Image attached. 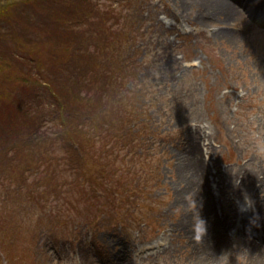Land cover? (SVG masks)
I'll return each mask as SVG.
<instances>
[{"label":"rangeland","instance_id":"rangeland-1","mask_svg":"<svg viewBox=\"0 0 264 264\" xmlns=\"http://www.w3.org/2000/svg\"><path fill=\"white\" fill-rule=\"evenodd\" d=\"M225 1L238 17L221 29L214 18H207L206 24L195 19L200 8L186 0H93L119 22L108 18L103 25L101 19L100 27L92 29L96 43L125 24L136 30L132 41L115 38L116 45L123 43L126 56L137 62L130 61L127 82L113 85L114 94L127 90V102L123 107L108 103L103 111L106 120L95 115L89 130L95 134L87 136L88 152L83 153L88 165L81 174L69 170L65 153L44 155L60 162L50 169L46 164L36 167L37 156L23 152L21 145L13 148L12 143L0 155V264H190L184 232L170 230L180 212L168 205L173 188L170 158L185 136L194 126L209 132L213 161L228 175L244 164L256 170L264 160V0H238L239 5ZM20 21L15 8H0L2 33L14 37L18 28L23 31L26 23ZM90 27L85 23L64 35L71 34L73 43ZM214 29L235 39L215 36ZM30 30L32 37L21 31V40L30 56L47 57L50 70L53 63L48 59L59 58L52 51L55 43L36 37L43 34L36 26ZM7 56L9 78L4 83L0 75V92L3 85L8 93L14 85L7 81L20 63L14 54ZM99 99L89 98L88 110L93 105L98 113ZM35 107L30 110L43 118L40 129L56 125L48 101ZM104 122L113 126L116 137L99 126ZM119 135L123 137L118 141ZM106 144H115V156H107L108 160L101 157ZM111 165L113 171L117 168L112 171L116 176H110L113 180L123 174L129 177L124 192L118 183L106 201L100 195L106 190L105 181L96 176L99 171L107 174ZM54 168L61 174L53 173ZM138 176L144 177V188ZM74 177L81 186L72 184ZM209 183L217 195L215 182ZM241 215L235 211L232 217L238 225ZM227 229L229 234L233 231Z\"/></svg>","mask_w":264,"mask_h":264},{"label":"trees","instance_id":"trees-1","mask_svg":"<svg viewBox=\"0 0 264 264\" xmlns=\"http://www.w3.org/2000/svg\"><path fill=\"white\" fill-rule=\"evenodd\" d=\"M4 2L5 4H0V8L5 10L9 6L15 8L16 15L18 14V18L21 20L20 23L22 24L24 21L26 24L23 31L16 26L18 32L15 31L17 34L15 33L14 37L10 33L7 35L2 33V28H0V41L3 45L0 50L1 82L5 83L9 78H6V73L10 69L11 60H7V55L14 54L15 60L19 59L20 63L16 70L13 69L12 78L7 81L14 85L12 90L8 89L7 93V91H3L7 88L2 85L3 92H0V155L7 152L5 150L9 149L12 143L14 144L13 148L16 147V144L21 145L24 148L23 152L37 156L36 167L46 164L50 169L52 166L57 167L60 162L53 157L44 155L50 151L61 155L65 153L66 158L63 161H66L69 170L73 174H81L82 167L88 165L84 161L83 153L88 152V140L95 134V132L89 131L95 124L93 122L95 115L98 114L101 120H106L103 111L108 103L123 107L127 102V95H129L127 90L121 88L114 94L115 87L113 88V85L115 83L123 85L124 82H127L125 79L128 78L130 61L132 62L134 58L126 56L124 45H121L123 43L116 45V42L121 38L132 41L136 36V30L134 31L132 26L125 24L122 28L109 30V38L104 36L105 34L103 35L105 31L100 33L103 36L99 43H96L93 39L92 29L100 27L101 19L103 25L108 18L115 19L113 24L119 22L114 14L102 11L93 0H4ZM85 23L91 27L84 30L82 38L79 36L78 40H74L75 46L73 47L69 37L71 34L64 35V33H71L75 27ZM33 26L43 33L35 35L36 37L46 38L47 42L55 43V48L52 51L58 53L59 58L58 60L48 59L53 63L50 70L45 63L47 57L30 56V51L26 49L28 48L27 44L21 40V31L32 37L30 29ZM3 30L7 33L9 29L4 28ZM46 32H49L50 36H45ZM85 33H89V35ZM63 35L66 36L63 37L65 39L61 38ZM84 59L87 62L85 64L81 61ZM133 63L137 64L135 59ZM95 97L102 101L99 99L98 113H96V109L92 110L93 105L89 107V110L86 107L87 100L90 98L93 101L92 99ZM46 101L52 106L49 115L56 125L40 129L41 125L38 123L43 118L36 111L30 109L35 107L34 105H36L35 108L40 107ZM99 126H106L105 122ZM24 128L30 129L22 131ZM112 129L113 126L107 124L105 130L111 132V135L115 134L114 137H116L118 134L115 131L112 132ZM27 134L32 135L33 138L31 140L25 138ZM122 137L119 135L118 141L122 140ZM114 145L108 144L107 146L106 144L103 148L107 151L104 150V155L102 154L101 157L106 156L108 160L107 156H115ZM103 168L106 170L107 166H103ZM112 171L111 165L107 174H102L99 171L96 176L97 181H105L106 190L100 192V195L105 199L107 193L115 190L118 183L121 184V190L124 192L129 177L123 174L113 180L110 176H116V174H113L115 171ZM52 172L61 174L55 168ZM138 181L139 185L141 184L144 188V177L138 176ZM72 184L81 186L76 177L73 178ZM93 192L97 197L99 196L96 186ZM120 200L122 201V199Z\"/></svg>","mask_w":264,"mask_h":264},{"label":"bare ground","instance_id":"bare-ground-1","mask_svg":"<svg viewBox=\"0 0 264 264\" xmlns=\"http://www.w3.org/2000/svg\"><path fill=\"white\" fill-rule=\"evenodd\" d=\"M186 1L200 8L195 19L204 24L207 18H214L222 29L237 21L236 9L225 0ZM212 33L223 39H235L220 29ZM210 138L204 128L194 126L185 136L182 147L170 158L173 188L168 205L180 212L171 221L170 230L184 232L190 264H264V160L256 170H249L244 164L228 175V170H221L213 161ZM210 181L215 182L217 195L212 193ZM245 196L253 202L255 214L244 208ZM242 208L245 211H240ZM235 211L242 214L239 225L232 218ZM199 215L207 223V235L196 242L193 227ZM233 226L235 234L230 235L226 230Z\"/></svg>","mask_w":264,"mask_h":264},{"label":"clouds","instance_id":"clouds-1","mask_svg":"<svg viewBox=\"0 0 264 264\" xmlns=\"http://www.w3.org/2000/svg\"><path fill=\"white\" fill-rule=\"evenodd\" d=\"M243 206H244L245 209L251 210L255 214L254 204L251 201V199L248 198L247 196L244 197ZM192 207L193 208L196 207L195 202H193ZM200 207H202L201 204H200ZM206 235H207V223L199 215L198 219H197V221H196V223L194 224V227H193V239L196 242H200Z\"/></svg>","mask_w":264,"mask_h":264}]
</instances>
